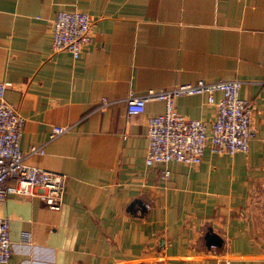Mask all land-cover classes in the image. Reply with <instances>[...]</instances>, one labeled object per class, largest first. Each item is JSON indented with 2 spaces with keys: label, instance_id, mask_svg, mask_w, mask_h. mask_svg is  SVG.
I'll use <instances>...</instances> for the list:
<instances>
[{
  "label": "crops",
  "instance_id": "0c3cea01",
  "mask_svg": "<svg viewBox=\"0 0 264 264\" xmlns=\"http://www.w3.org/2000/svg\"><path fill=\"white\" fill-rule=\"evenodd\" d=\"M61 10L90 20L75 59L50 50ZM232 79L251 106L246 152L207 145L197 165L168 162L165 178L144 165V120L163 103L126 115L127 92ZM0 81L23 118L19 149L42 146L24 163L65 176L58 211L23 195L0 201L5 264H264V0H0ZM174 108L216 115L206 94ZM52 126L67 129L47 141Z\"/></svg>",
  "mask_w": 264,
  "mask_h": 264
},
{
  "label": "built area",
  "instance_id": "2783aa9c",
  "mask_svg": "<svg viewBox=\"0 0 264 264\" xmlns=\"http://www.w3.org/2000/svg\"><path fill=\"white\" fill-rule=\"evenodd\" d=\"M50 50L68 52L72 59L89 41L90 20L76 10L56 12L50 21ZM241 81L217 80L182 83L164 89H148L142 94L127 92L124 98L125 114L140 115L148 101L163 103L161 113L145 117L146 148L143 163L146 166L161 165L160 177L165 178L164 167L175 161L185 165L201 162L208 145L216 154L232 155L246 152L254 136L251 123V106L247 99L239 97ZM9 82L0 81V201L7 195H23L35 198L50 210L58 211L63 194L65 176L52 171L29 166L26 156L42 154V146H29L26 152L19 149L18 138L23 118L4 100ZM221 97L213 100V92ZM206 94L207 102L216 107L215 118L207 123L179 114L174 99L183 95ZM109 102L101 99L99 108ZM66 126H52L47 141L62 134ZM12 178V182L7 180ZM147 208V205H143ZM215 249V244H210ZM8 220L0 218V264L10 257ZM226 264H229L226 261Z\"/></svg>",
  "mask_w": 264,
  "mask_h": 264
},
{
  "label": "trees",
  "instance_id": "16d2710c",
  "mask_svg": "<svg viewBox=\"0 0 264 264\" xmlns=\"http://www.w3.org/2000/svg\"><path fill=\"white\" fill-rule=\"evenodd\" d=\"M207 237H208V235H207Z\"/></svg>",
  "mask_w": 264,
  "mask_h": 264
}]
</instances>
